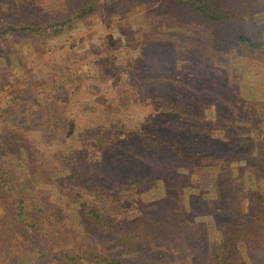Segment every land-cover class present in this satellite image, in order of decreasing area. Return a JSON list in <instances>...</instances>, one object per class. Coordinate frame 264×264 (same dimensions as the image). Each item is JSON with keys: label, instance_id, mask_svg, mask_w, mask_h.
<instances>
[{"label": "trees", "instance_id": "16d2710c", "mask_svg": "<svg viewBox=\"0 0 264 264\" xmlns=\"http://www.w3.org/2000/svg\"><path fill=\"white\" fill-rule=\"evenodd\" d=\"M116 1L129 0H66L4 22L0 37L47 43ZM130 1L154 4L118 24L130 40L98 37L110 51L86 62L79 78H33L10 108L0 105V264H191L192 248L209 238L214 246L198 264H264V192L252 188L255 172L264 179V152L230 151L237 116L218 117L233 106L229 87L198 74H225L224 51L252 54L263 44L244 31L237 0ZM28 92L36 110L24 102ZM212 134L233 147L199 176L204 154L222 152ZM81 189L136 213L114 217ZM205 216L204 226L197 221Z\"/></svg>", "mask_w": 264, "mask_h": 264}, {"label": "rangeland", "instance_id": "374dc122", "mask_svg": "<svg viewBox=\"0 0 264 264\" xmlns=\"http://www.w3.org/2000/svg\"><path fill=\"white\" fill-rule=\"evenodd\" d=\"M65 1L60 0V3L64 4ZM237 1L242 9L240 12L242 20L245 22V26H243L244 31L252 34L257 41L263 44L262 51H254L252 54H249L241 50L228 49L223 52L225 56L223 60L225 59L224 62L227 68L224 71L225 74L209 75L202 71L198 74L200 77L206 78L213 83H224L229 87L225 89L227 96L232 95L228 99L232 101L233 106L227 109V113L225 110L221 112L218 117L220 122H222L221 120L224 117L231 119V117L237 116V120L229 124L231 129H233L232 133L230 132L231 137L236 138V141L233 140L234 148L230 151L239 153L244 150L256 153L262 147L260 148V152L262 153L264 152V104L259 106L257 102L264 103V0ZM153 6L154 4L142 6L130 0L116 1L114 4L102 2L101 16H89L83 20V25L79 30L71 35L50 40L47 43L38 44L36 37L19 40L6 36L0 37V105L9 106L8 104L12 100H16L21 95L22 90L27 89L33 78L46 77V81L55 80L62 75L70 79L79 78V71L85 67L87 68L86 62H90L99 54H108L110 51L108 48L104 49L105 45L98 44V37H104V40L109 44H117V42L130 40V33L126 30L125 32L122 27H118V24L124 23L126 20L136 21L135 17L144 14ZM51 8L57 7L52 6V4L49 5L45 0H36L35 3L33 0H11L7 3H4V0H0V26L4 22H15L25 17L27 19L31 12H35L36 10ZM7 16L10 17V20ZM104 18H107V21ZM165 23L168 22L165 21ZM172 32L174 31L172 30ZM174 42L177 41L174 40ZM92 43L94 47L91 46ZM158 61L160 62L161 59ZM156 62H152V64ZM59 65L65 66V70L61 72L53 71L52 67ZM178 68V70L189 72L186 74L190 76L191 73L188 65L181 64ZM215 68H217V65ZM171 69L172 67L169 64H162L161 70L167 81H171L169 75ZM52 71L55 73L53 74ZM231 89L233 93H231ZM236 96L237 99H234ZM235 100L238 101L236 102ZM31 101V93L28 92L24 98V102L26 104L29 103L28 106L32 110H36L38 106ZM213 102L216 101L213 100ZM223 103H225V100ZM209 117L210 114L208 122H210ZM215 124L216 122H211L208 125L216 127ZM214 132H218V129L215 128ZM214 136L215 134L210 136L211 140L216 142V145L219 146L222 152L204 154L201 167L199 166L195 169V172L199 176L214 172L212 170H216L217 164L223 162L225 157H227L226 149L233 147L231 145L232 140H224L226 138L217 136L214 138ZM38 137L41 138V134L35 133L33 139L37 140L39 139ZM241 143H244V145H241ZM232 169V175H239L237 168ZM255 173L256 175H253L255 178L252 187L253 192H264V179L263 177H259L257 172ZM80 193L89 203L97 204L102 211L114 217L123 218L136 213L134 206L127 203L119 205L108 197L94 199L90 192L83 189H81ZM199 219V221H197L198 219L196 221L203 223L202 225L204 226L210 220L207 216H205V219ZM195 222L188 225L187 232L197 228L198 224H195ZM253 233V240L255 241L259 238V233L256 231H253ZM213 246L214 242L209 238L206 244L193 247L191 254H189V262L191 264L203 262L206 253L211 251ZM141 260L143 259H139V261ZM161 262L163 264L182 263L176 258L172 259L168 257H163ZM143 264H146V262Z\"/></svg>", "mask_w": 264, "mask_h": 264}, {"label": "crops", "instance_id": "0c3cea01", "mask_svg": "<svg viewBox=\"0 0 264 264\" xmlns=\"http://www.w3.org/2000/svg\"><path fill=\"white\" fill-rule=\"evenodd\" d=\"M9 1H11V0H4V3L6 2H9ZM15 1V0H14ZM34 1V3H35V1L36 0H33ZM38 1V0H37ZM46 1V3H48L49 5L50 4H52V6H56V7H63V3L61 2L60 3V0L58 1V0H45ZM50 1V2H49ZM60 3V4H59ZM44 5V4H43ZM44 6H47V5H44ZM8 17V19L10 20V17L9 16H7Z\"/></svg>", "mask_w": 264, "mask_h": 264}]
</instances>
